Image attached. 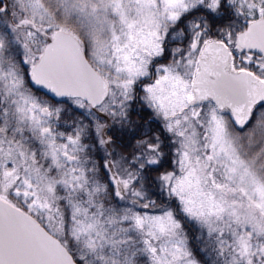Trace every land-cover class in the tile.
<instances>
[{"label":"snow or ice","instance_id":"1","mask_svg":"<svg viewBox=\"0 0 264 264\" xmlns=\"http://www.w3.org/2000/svg\"><path fill=\"white\" fill-rule=\"evenodd\" d=\"M0 264H264V0H0Z\"/></svg>","mask_w":264,"mask_h":264},{"label":"rangeland","instance_id":"2","mask_svg":"<svg viewBox=\"0 0 264 264\" xmlns=\"http://www.w3.org/2000/svg\"><path fill=\"white\" fill-rule=\"evenodd\" d=\"M37 94L40 95L39 92ZM132 118H133L134 121H136L138 123L141 122V117L140 116H135V117H132ZM109 150L111 151V149H109ZM125 155H127V154H125ZM149 194L152 196V198L154 200H156L158 205H165L167 203L166 198L161 196L155 189L151 190ZM172 206L175 207L174 204Z\"/></svg>","mask_w":264,"mask_h":264},{"label":"flooded vegetation","instance_id":"3","mask_svg":"<svg viewBox=\"0 0 264 264\" xmlns=\"http://www.w3.org/2000/svg\"><path fill=\"white\" fill-rule=\"evenodd\" d=\"M141 117L146 119V114H143ZM147 121H149V120L148 119L147 120H144V119L142 120L143 123H146Z\"/></svg>","mask_w":264,"mask_h":264}]
</instances>
